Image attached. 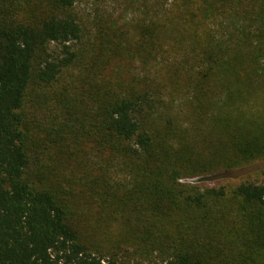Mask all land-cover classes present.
Here are the masks:
<instances>
[{"label":"trees","instance_id":"16d2710c","mask_svg":"<svg viewBox=\"0 0 264 264\" xmlns=\"http://www.w3.org/2000/svg\"><path fill=\"white\" fill-rule=\"evenodd\" d=\"M77 1L0 0V264H264V182H185L264 159V0Z\"/></svg>","mask_w":264,"mask_h":264},{"label":"rangeland","instance_id":"374dc122","mask_svg":"<svg viewBox=\"0 0 264 264\" xmlns=\"http://www.w3.org/2000/svg\"><path fill=\"white\" fill-rule=\"evenodd\" d=\"M172 0H160L157 11L163 12L171 4ZM138 5L132 6L128 0H78L76 12L81 17L86 31L84 45L88 46L89 41L97 44L104 32L101 21L118 20L119 24L128 23L136 18L138 14ZM90 46V45H89ZM118 60H113L111 65H107L104 74L110 76L112 71L116 69ZM78 71H75L73 78H76ZM69 81V80H68ZM43 129L50 125L48 116L42 115ZM46 126V127H45ZM264 182V159L258 160L243 168L223 171L211 176H203L195 179H186V183L200 185L204 188H221L224 187L230 192L237 185L242 182ZM123 239L121 230L115 229L113 231L112 239L105 244V254L112 252L113 248ZM122 250L118 257L130 264H161V260L156 257L146 258L135 252V249L125 243L122 244Z\"/></svg>","mask_w":264,"mask_h":264}]
</instances>
